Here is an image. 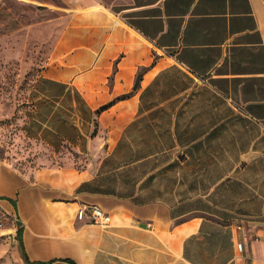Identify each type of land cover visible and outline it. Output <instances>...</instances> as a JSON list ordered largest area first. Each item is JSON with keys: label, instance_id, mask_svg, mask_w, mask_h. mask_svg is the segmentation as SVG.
Here are the masks:
<instances>
[{"label": "crops", "instance_id": "1", "mask_svg": "<svg viewBox=\"0 0 264 264\" xmlns=\"http://www.w3.org/2000/svg\"><path fill=\"white\" fill-rule=\"evenodd\" d=\"M68 10L40 76L81 163L0 159V264H264V0Z\"/></svg>", "mask_w": 264, "mask_h": 264}, {"label": "rangeland", "instance_id": "2", "mask_svg": "<svg viewBox=\"0 0 264 264\" xmlns=\"http://www.w3.org/2000/svg\"><path fill=\"white\" fill-rule=\"evenodd\" d=\"M76 2L0 0V159L21 172L81 163L80 147L70 137L79 131L68 128L79 120L78 108L70 99L56 105L47 96L56 88L40 76Z\"/></svg>", "mask_w": 264, "mask_h": 264}, {"label": "built area", "instance_id": "3", "mask_svg": "<svg viewBox=\"0 0 264 264\" xmlns=\"http://www.w3.org/2000/svg\"><path fill=\"white\" fill-rule=\"evenodd\" d=\"M89 218L93 223L106 225L110 222V215L103 211L97 205H91L89 208Z\"/></svg>", "mask_w": 264, "mask_h": 264}, {"label": "trees", "instance_id": "4", "mask_svg": "<svg viewBox=\"0 0 264 264\" xmlns=\"http://www.w3.org/2000/svg\"><path fill=\"white\" fill-rule=\"evenodd\" d=\"M106 106H107V104L102 105V106L99 107L98 110H102V109L106 108ZM98 110H97V112H98ZM0 198H1V197H0ZM11 203H12L13 206L15 205L14 201H12ZM17 225H18V228H17V230H16V236H17V239H18V241H19V246H20V248L22 249L21 226L19 225V223H17ZM23 254H24V253H23ZM24 258H25V260H26L27 262H29L28 259H27V257L25 256V254H24ZM29 263H30V262H29ZM72 264H75V263L72 262Z\"/></svg>", "mask_w": 264, "mask_h": 264}]
</instances>
